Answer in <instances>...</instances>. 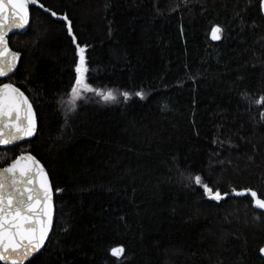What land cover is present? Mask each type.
I'll use <instances>...</instances> for the list:
<instances>
[{
	"label": "trees",
	"instance_id": "16d2710c",
	"mask_svg": "<svg viewBox=\"0 0 264 264\" xmlns=\"http://www.w3.org/2000/svg\"><path fill=\"white\" fill-rule=\"evenodd\" d=\"M39 4L10 36L21 61L0 79L39 122L34 138L0 147V166L32 152L55 191L52 233L26 264H264V210L237 194L264 199V106L251 103L264 96L262 0ZM77 45L87 83L116 98L89 91L69 113Z\"/></svg>",
	"mask_w": 264,
	"mask_h": 264
},
{
	"label": "snow or ice",
	"instance_id": "6c2138e0",
	"mask_svg": "<svg viewBox=\"0 0 264 264\" xmlns=\"http://www.w3.org/2000/svg\"><path fill=\"white\" fill-rule=\"evenodd\" d=\"M39 4V0H0V77H7L16 69L20 53L10 49L7 36L14 29H24L30 20L29 5ZM40 8L44 5L39 4ZM52 16L58 14L48 9ZM67 21V30L72 33L71 21ZM221 28L212 29V38L220 39ZM73 41L75 36L73 35ZM79 63L75 71L79 75L68 97L66 112H73L77 100L84 93L93 91L101 95L105 101L116 97L112 90L101 92L86 83L85 73L88 71L85 59L87 45H77ZM143 97V92L135 93ZM127 99L130 93L124 92ZM251 103L264 106V96ZM36 132V119L32 104L28 97L12 83L0 84V145H15L25 137H32ZM6 153H0V159H5ZM6 166L0 168V262L3 264H25L34 254L38 253L45 244L53 223L52 189L47 172L43 165L31 153L22 152L20 155L5 160ZM194 182L201 184V177L196 175ZM205 192L216 200L221 199V193L213 192L207 184L203 185ZM58 191V190H57ZM250 193L254 204L264 209V199L252 190ZM226 195V194H225ZM119 258L125 249L122 246L110 249ZM264 252V248L260 249Z\"/></svg>",
	"mask_w": 264,
	"mask_h": 264
},
{
	"label": "water",
	"instance_id": "95a60500",
	"mask_svg": "<svg viewBox=\"0 0 264 264\" xmlns=\"http://www.w3.org/2000/svg\"><path fill=\"white\" fill-rule=\"evenodd\" d=\"M31 5V4H30ZM29 5V12H30V20H29V24H30V22H31V6ZM262 8H263V12H264V0H262ZM29 24L24 28V29H14L13 31H11V32H9V34H8V36H7V40H8V44H9V47H10V49L12 50V51H14V52H19V51H17V50H15V49H13L12 48V46H11V44H10V36L11 35H13V34H15V33H19V32H24L28 27H29ZM216 26H219L220 28H221V33H220V39L219 40H216V39H213L212 38V35H211V39L213 40V41H220L221 39H222V37H223V28L220 26V25H215L214 27H216ZM213 27V28H214ZM212 28V29H213ZM211 33H212V30H211ZM20 53V57H19V60H18V63H17V66H16V69H14L13 70V72L12 73H10L7 77H0V79H6V78H8V77H10L16 70H17V68H18V66H19V64H20V61H21V52H19ZM4 83H12V82H9V81H7V82H4ZM3 84V83H2ZM12 84H14V83H12ZM17 88H19L22 92H24V94L28 97V100L30 101V103L32 104V108H33V111H34V113H35V119H36V132L33 134V136L32 137H25L22 141H20V142H17L16 144H19V143H22V142H24V141H27V140H30V139H32V138H34L35 137V135H36V133H37V131H38V126H39V122H38V115H37V111H36V108H35V106H34V104H33V102H32V100L30 99V97H29V95L22 89V88H20L19 86H17L16 84H14ZM8 146H12V145H8ZM0 147H7V146H4V145H0ZM25 153H31V155H33L39 162H40V164L41 165H43V167H44V169H45V171L47 172V175H48V179H49V181H50V184H51V189H52V204H53V223H52V228H51V230H50V232H49V236H48V238L46 239V241H45V244H44V246L46 245V243H47V241L49 240V238H50V235H51V233H52V230H53V226H54V220H55V213H56V205H55V191H54V186H53V182H52V179H51V176H50V173H49V171H48V169H47V167L44 165V163L34 154V153H32V152H29V151H26ZM20 155V154H19ZM6 166V165H5ZM5 166H0V168H2V167H5ZM238 195H244V194H249L248 192H246V191H241V192H239V193H237ZM255 205V204H254ZM256 206V205H255ZM257 207V206H256ZM257 208H259V207H257ZM259 209H261V208H259ZM262 210H264V209H262ZM44 246L42 247V249L44 248ZM117 247H119V246H117ZM123 247V246H122ZM124 248V247H123ZM262 248H264V246L262 247ZM41 249V250H42ZM40 250V251H41ZM39 251V252H40ZM38 252V253H39ZM38 253H36V254H34V256L35 255H37ZM112 253V252H111ZM261 254H262V256L264 257V252H261ZM113 255V254H112ZM33 256V257H34ZM114 256V255H113ZM32 257V258H33ZM32 258H30V260L32 259ZM29 261V260H28ZM28 261H25V264L28 262ZM1 263H3V262H1Z\"/></svg>",
	"mask_w": 264,
	"mask_h": 264
},
{
	"label": "rangeland",
	"instance_id": "374dc122",
	"mask_svg": "<svg viewBox=\"0 0 264 264\" xmlns=\"http://www.w3.org/2000/svg\"><path fill=\"white\" fill-rule=\"evenodd\" d=\"M85 80H86V78H85ZM86 83H87V81H86Z\"/></svg>",
	"mask_w": 264,
	"mask_h": 264
}]
</instances>
